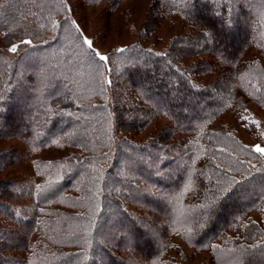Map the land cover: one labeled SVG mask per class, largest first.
Masks as SVG:
<instances>
[{
    "label": "trees",
    "instance_id": "obj_1",
    "mask_svg": "<svg viewBox=\"0 0 264 264\" xmlns=\"http://www.w3.org/2000/svg\"><path fill=\"white\" fill-rule=\"evenodd\" d=\"M49 1L2 0L0 32L14 37L35 34L38 27L46 31L51 12L58 10L57 2L51 0L52 8ZM258 3L262 14L252 9ZM263 7L264 0H153L150 24L179 14L193 32L174 38L163 52L138 44L115 52L108 90L100 76L102 64L84 52L80 62L99 74L88 90L75 85L78 77L71 72L69 57L52 51L60 45L59 36L25 48L15 62L0 52V137L24 139L31 150L60 138L79 150L50 181L31 191V213L22 215L0 200V217L5 218L0 222V264H169L161 256L166 249L178 251L173 237L196 250H209L211 264H264V238L258 239L248 216L264 206V161L225 125L215 126L229 110L223 94L227 87L196 79L215 69V58L232 68L257 46L258 34L264 32ZM149 33L142 32V38ZM199 55L206 58L188 66L179 63ZM245 71L248 67L238 73ZM257 71L264 81V72ZM25 77L28 88L38 93L29 96L32 105L20 107L11 101ZM242 93L257 101L264 97L262 92ZM107 95L116 97L115 119L113 103L103 101ZM153 119L166 121L155 138L136 142L119 137L115 142L119 132H140ZM9 160L10 153L0 151V170ZM224 188L230 191L225 194ZM126 199L141 214L129 210ZM53 203L66 210L45 207ZM173 212L187 214L190 222L173 219ZM108 217L120 226L98 233L102 218Z\"/></svg>",
    "mask_w": 264,
    "mask_h": 264
},
{
    "label": "rangeland",
    "instance_id": "obj_2",
    "mask_svg": "<svg viewBox=\"0 0 264 264\" xmlns=\"http://www.w3.org/2000/svg\"><path fill=\"white\" fill-rule=\"evenodd\" d=\"M41 2L42 0H38V4ZM56 2L58 10L51 12L53 16L50 19L51 26L49 29L43 31V28L38 27L35 34L21 32L14 37L5 36L3 32H0V52L4 56H7L11 62H15L20 52L25 48L40 45L41 43L53 40L55 36H59V50L58 47L54 46L55 48L52 51L57 50V54L61 58L65 56L69 57V61L74 64H72L73 68H71V72L78 77L77 84L75 83V85L81 86V88L84 87L85 90L90 89L94 78H97L99 72L98 70L94 71V68L89 63L85 62L84 65L80 62V60H84L81 52H84L87 58H89L88 56L94 57L102 64L104 70L102 69L100 76L104 87L108 90L111 88V83L108 82L110 78L108 69L110 68L112 56L117 52L116 49H123L130 45L138 44L142 47H150L163 52L167 44L174 38L186 36L188 32H193L188 29V22L179 14L166 16L158 25L153 26L150 24L147 14L153 0H55V5ZM49 4L54 8L53 1L51 2L50 0ZM261 5L259 3L258 5L253 4L252 9L260 13ZM263 24L264 21H260V25ZM145 30L150 33L147 37L142 38V32H145ZM231 34L235 37L236 35L240 36L239 32H232ZM258 35L259 43H257V46L251 47L243 56H240L238 62L232 65V68L221 59L215 58V69L203 73L196 79L203 85L211 84L220 87L224 85L227 87V90L223 94L229 99V110L220 114L214 124L215 126L225 125L238 142L251 148L264 161V154L254 150L256 145L264 148V97L261 96L262 100L257 101L256 97L245 98L242 96V92L250 91L259 92V94L262 92L264 95V85L262 90L259 88L260 83H264V81L260 80V71H257L259 68L264 72V32L260 31ZM85 38L93 42L95 51L84 43ZM25 40L31 41V44L22 43ZM225 41H228V39L226 38ZM13 44L17 45L15 52L9 51ZM96 51L108 57V60L101 61L96 56ZM198 58L206 57L204 55H199V57H183L179 63L182 66H188L189 63L195 62ZM21 63L23 62L21 61L19 65ZM246 67H248L247 72L238 73L242 68ZM25 79L21 81L22 84L16 89L18 93L16 98L14 97L11 101L12 104L14 103L20 107L27 106L28 104L27 107L32 105L34 102H30L29 96L32 97L35 92L38 93L28 88L30 85L26 82V77ZM38 79L40 80L42 77L38 75ZM230 93H232L233 98L232 96L229 98ZM90 98H92L90 95L87 96V99ZM115 98L114 96L107 95L105 100H103L104 102H108V104L113 103L111 108L113 119L117 118L118 113L117 109L114 108ZM38 99L41 100L42 98ZM92 101L95 103L102 102V100L96 99ZM165 124V119H153L142 131L137 133L119 132L114 139L115 142L119 141V137H126L136 142L152 139L156 137ZM114 127L115 125L110 128L113 129ZM221 142L225 146L229 144L226 138L221 139ZM227 148L229 149L228 146ZM0 151H8L10 153L9 164L0 170V184L3 182L1 185H5L4 188L6 189L4 195H0V200L15 206L18 213L22 215L32 212L31 191H34L43 183L50 181L49 179L54 176L67 157L79 153L77 148L69 146L60 140V138H56L43 148L31 150L24 139L0 137ZM22 189L23 192L27 190V193L21 192ZM169 198L168 200H170ZM124 202L126 207L137 215L143 211L127 203V199ZM159 204L154 205L158 206ZM45 207L66 210V208H63L58 203ZM67 211L72 210L67 209ZM248 216L258 229V239H263L264 206L258 211L249 213ZM172 217L175 220L180 219L186 223L190 222L187 214L177 216L173 212ZM3 221H5V218L0 217V222ZM114 223V219H111V217H108L104 221L102 218L96 231L98 233H110L112 227L114 229V227L120 226V224L116 223L114 225ZM149 226L152 228L153 225L149 223ZM152 234L149 233V238L154 237ZM234 235V233H231V236ZM126 240L130 241L128 238ZM172 241L178 247V251L166 249L162 252L161 256L169 264H211L212 253L209 250H196L177 237H173ZM72 249H75V247H64L62 250L69 251ZM130 254L133 261L136 260L135 262L140 263L135 258L134 253L130 252ZM234 264H241V262L238 261Z\"/></svg>",
    "mask_w": 264,
    "mask_h": 264
},
{
    "label": "snow or ice",
    "instance_id": "obj_3",
    "mask_svg": "<svg viewBox=\"0 0 264 264\" xmlns=\"http://www.w3.org/2000/svg\"><path fill=\"white\" fill-rule=\"evenodd\" d=\"M22 43L31 44V41L25 40V41H22ZM84 43L87 44L90 49H93L95 51V49L93 48V42L92 41H90L87 38H85L84 39ZM16 50H17V45H15V44H13L12 47L9 49V51H11V52H15ZM116 51H121L122 52V51H124V49H116ZM96 56H98L101 61L108 60V57H106L104 55H101L99 51H96ZM2 111L3 110L0 109V112H2ZM54 143H55V141H54ZM254 150L264 154V148H261L259 145H256ZM258 171H259V169H258ZM233 183H239V181H234ZM229 191H230L229 188L222 189V192L225 193V194L228 193ZM201 207H204V205H202Z\"/></svg>",
    "mask_w": 264,
    "mask_h": 264
}]
</instances>
